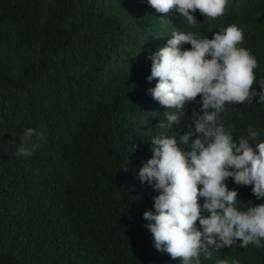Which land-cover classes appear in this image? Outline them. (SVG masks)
Listing matches in <instances>:
<instances>
[{
	"label": "trees",
	"instance_id": "16d2710c",
	"mask_svg": "<svg viewBox=\"0 0 264 264\" xmlns=\"http://www.w3.org/2000/svg\"><path fill=\"white\" fill-rule=\"evenodd\" d=\"M192 14L201 38L233 24L244 33L256 95L226 104L221 121L236 143L255 128V149L264 142V0H229L214 20ZM160 20L148 0H0V264H182L155 248L143 216L159 193L138 178L154 137L190 151L200 135L191 121L200 97L178 124L158 126L175 111L148 91L158 82L147 78ZM29 128L36 135L25 141ZM22 145L33 154L18 155ZM225 183L239 193L238 210L264 203L252 186ZM240 243L210 247L200 264H264V240Z\"/></svg>",
	"mask_w": 264,
	"mask_h": 264
},
{
	"label": "clouds",
	"instance_id": "9594fccd",
	"mask_svg": "<svg viewBox=\"0 0 264 264\" xmlns=\"http://www.w3.org/2000/svg\"><path fill=\"white\" fill-rule=\"evenodd\" d=\"M148 3L161 16L156 25L161 33L157 40H161L151 57V75L147 78L158 82L148 91L167 110H175L166 111L167 125L161 121L158 126L178 124L185 107L197 103V97L201 104L199 111L191 115L195 133L200 134L191 143V150L182 149L174 136L154 137L152 158L138 174L141 183L159 193L153 197L154 211H146L143 216L149 222L146 227L155 248L182 264H200L202 253L211 259L210 247L231 248L238 241L242 248L249 244L260 246L264 240V203L238 210L239 193L230 190L225 182L231 178L236 185L252 186L256 199H264V142L257 143L255 149L250 145L258 137L251 125L248 138L233 142V134L221 121L226 104L251 103L256 95L252 86L258 64L249 50L240 47L244 33L234 24L214 32L211 39L191 32L197 24L192 13L198 10L214 20L224 15L229 0ZM184 44H189L190 49L182 50ZM259 95L264 103V91ZM34 135L33 129H27L25 141ZM191 136L192 133L180 136V141L188 146ZM17 154L31 156L33 151L22 145ZM200 198L205 201L202 206ZM231 264L240 262L233 259Z\"/></svg>",
	"mask_w": 264,
	"mask_h": 264
}]
</instances>
